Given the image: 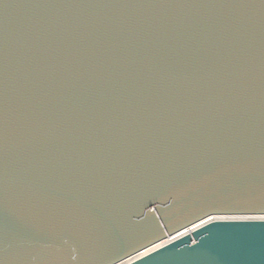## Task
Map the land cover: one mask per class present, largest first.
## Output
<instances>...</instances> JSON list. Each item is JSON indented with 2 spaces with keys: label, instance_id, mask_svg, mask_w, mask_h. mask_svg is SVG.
<instances>
[{
  "label": "water",
  "instance_id": "obj_1",
  "mask_svg": "<svg viewBox=\"0 0 264 264\" xmlns=\"http://www.w3.org/2000/svg\"><path fill=\"white\" fill-rule=\"evenodd\" d=\"M262 215L264 0H0V264H120ZM128 264H264V222Z\"/></svg>",
  "mask_w": 264,
  "mask_h": 264
},
{
  "label": "bare ground",
  "instance_id": "obj_2",
  "mask_svg": "<svg viewBox=\"0 0 264 264\" xmlns=\"http://www.w3.org/2000/svg\"><path fill=\"white\" fill-rule=\"evenodd\" d=\"M224 219H259V217H244V216H242V217H236V216L235 217H222L221 216L220 217V216H216V217L209 218V219H207V220H205L203 222H200V223L196 224L195 226H193V227H191V228H189V229L177 234L174 237L168 238L165 241H163V242H161V243H159V244H157V245H155V246H153L151 248H148L147 250L135 255L133 258H130V259H128L125 262H122L120 264H128V263H130V262H132V261H134V260H136L138 258H141V257H144V256L148 255L149 253H151V252H153V251L165 246L166 244H168L170 242H173V241H175L177 239H180L181 237H184V236H186L188 234H192L195 230L207 225L210 222H213V221H216V220H224Z\"/></svg>",
  "mask_w": 264,
  "mask_h": 264
},
{
  "label": "snow or ice",
  "instance_id": "obj_3",
  "mask_svg": "<svg viewBox=\"0 0 264 264\" xmlns=\"http://www.w3.org/2000/svg\"><path fill=\"white\" fill-rule=\"evenodd\" d=\"M259 220H260L261 222H264V215L260 216V217H259Z\"/></svg>",
  "mask_w": 264,
  "mask_h": 264
}]
</instances>
